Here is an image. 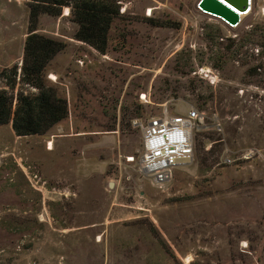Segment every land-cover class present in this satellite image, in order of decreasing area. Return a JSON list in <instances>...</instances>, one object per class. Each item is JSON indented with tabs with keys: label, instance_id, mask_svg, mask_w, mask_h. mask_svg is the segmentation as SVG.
I'll return each instance as SVG.
<instances>
[{
	"label": "rangeland",
	"instance_id": "obj_1",
	"mask_svg": "<svg viewBox=\"0 0 264 264\" xmlns=\"http://www.w3.org/2000/svg\"><path fill=\"white\" fill-rule=\"evenodd\" d=\"M30 1L0 0V66L19 74ZM199 2L122 0L106 54L68 48L69 8L40 17L67 45L46 81L69 116L45 135L0 126V264H264V59L237 51L264 31V0L237 28ZM19 81L0 82L14 107L37 93ZM194 110V155L160 185L141 170L146 128Z\"/></svg>",
	"mask_w": 264,
	"mask_h": 264
},
{
	"label": "trees",
	"instance_id": "obj_2",
	"mask_svg": "<svg viewBox=\"0 0 264 264\" xmlns=\"http://www.w3.org/2000/svg\"><path fill=\"white\" fill-rule=\"evenodd\" d=\"M122 0H31L29 6L28 35L24 46L22 71L17 65L11 68L0 66V82L5 81L10 90H15L18 78L22 85L37 89L29 94L19 91L14 107V96L6 89H0V126L12 125L19 137L45 135L69 116L68 100L62 97L55 86L46 81V73L53 59L67 48L63 41L45 36L39 32L40 17H60L63 8H69L73 21L78 25L75 39L84 42L102 54L109 47L110 32L120 14ZM169 26V25H167ZM220 32V29H219ZM257 31L249 34L252 36ZM255 41L244 38V45L237 46L238 54L247 44L260 46L259 57L264 59V31ZM217 37L211 36V41ZM246 40V41H244ZM235 43V41H233ZM255 66L253 72L261 69Z\"/></svg>",
	"mask_w": 264,
	"mask_h": 264
},
{
	"label": "built area",
	"instance_id": "obj_3",
	"mask_svg": "<svg viewBox=\"0 0 264 264\" xmlns=\"http://www.w3.org/2000/svg\"><path fill=\"white\" fill-rule=\"evenodd\" d=\"M255 0H249V9L246 12L238 10L240 22L230 24L223 18H218L232 28H237L242 20L254 11ZM149 16L152 10H148ZM201 121V115L196 110L189 112L186 117L164 116L152 120L145 131V153L141 158V170L160 185L167 183L173 176L174 169L180 162L189 160L194 155L193 130L196 122ZM49 142V149L51 148ZM127 161L133 163L134 157Z\"/></svg>",
	"mask_w": 264,
	"mask_h": 264
},
{
	"label": "water",
	"instance_id": "obj_4",
	"mask_svg": "<svg viewBox=\"0 0 264 264\" xmlns=\"http://www.w3.org/2000/svg\"><path fill=\"white\" fill-rule=\"evenodd\" d=\"M199 8L206 14L223 18L232 25L240 22L238 10L246 12L249 0H200Z\"/></svg>",
	"mask_w": 264,
	"mask_h": 264
},
{
	"label": "crops",
	"instance_id": "obj_5",
	"mask_svg": "<svg viewBox=\"0 0 264 264\" xmlns=\"http://www.w3.org/2000/svg\"><path fill=\"white\" fill-rule=\"evenodd\" d=\"M69 44V47L68 48H71V49H75L77 51H85L87 50L85 46H89L87 45L86 43L84 42H78V43H68ZM90 47V46H89ZM94 49V48H93ZM89 52V51H88ZM60 56H62V53L58 54L54 59L53 61L51 62V65H50V70L48 72V79L51 80L52 82H55L53 78L57 77V80L59 79V75H60V71H58L57 68L53 67V64H55L56 62H59L58 61V58H61ZM60 60V59H59ZM63 85V84H62ZM47 141H50V140H47ZM45 146V144H44ZM47 152H52V149L48 150Z\"/></svg>",
	"mask_w": 264,
	"mask_h": 264
},
{
	"label": "bare ground",
	"instance_id": "obj_6",
	"mask_svg": "<svg viewBox=\"0 0 264 264\" xmlns=\"http://www.w3.org/2000/svg\"><path fill=\"white\" fill-rule=\"evenodd\" d=\"M264 11V10H263ZM264 13V12H263ZM51 145V147H52V143L50 144ZM50 149H52V148H50ZM192 257H188V258H186V263H188V264H190L191 262H192Z\"/></svg>",
	"mask_w": 264,
	"mask_h": 264
}]
</instances>
